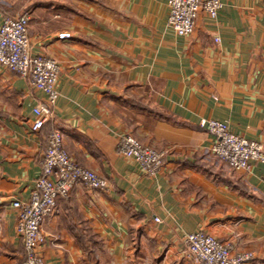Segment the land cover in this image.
Segmentation results:
<instances>
[{"label":"crops","instance_id":"1","mask_svg":"<svg viewBox=\"0 0 264 264\" xmlns=\"http://www.w3.org/2000/svg\"><path fill=\"white\" fill-rule=\"evenodd\" d=\"M168 1L0 0V26L28 13L31 53L61 67L55 116L34 131L46 94L0 64V264L25 262L12 203L30 198L57 129L110 189L59 198L41 225L46 264H195L185 237L197 231L264 264V163L234 170L200 125L264 143V0H222L187 36L169 27ZM126 134L166 153L159 174L120 153Z\"/></svg>","mask_w":264,"mask_h":264},{"label":"built area","instance_id":"2","mask_svg":"<svg viewBox=\"0 0 264 264\" xmlns=\"http://www.w3.org/2000/svg\"><path fill=\"white\" fill-rule=\"evenodd\" d=\"M223 6L222 0H169L168 25L179 36L190 35L201 11L215 19ZM29 21L28 13L4 18L0 26V64L28 78L34 88L46 94V100L34 108L32 129L39 131L55 116L61 67L50 56L31 53ZM200 125L215 137L213 154L234 170L249 171L254 163H264L261 141L236 134L228 123L220 120L205 119ZM118 147L122 155L138 162L146 175L155 176L164 167L166 153L131 134L123 135ZM78 184L103 192L110 189L106 178L72 158L65 146L64 134L57 129L49 136L42 172L30 198L12 203L18 212L16 231L25 247L24 264H46L43 248L47 238L41 225L54 212L59 198H69ZM185 245L186 257L195 264H250L255 259L253 251L236 250L232 242L222 241L205 231L187 234Z\"/></svg>","mask_w":264,"mask_h":264}]
</instances>
